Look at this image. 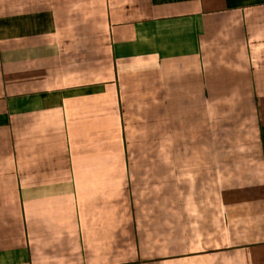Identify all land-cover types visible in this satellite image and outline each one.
Here are the masks:
<instances>
[{
    "label": "crops",
    "instance_id": "0c3cea01",
    "mask_svg": "<svg viewBox=\"0 0 264 264\" xmlns=\"http://www.w3.org/2000/svg\"><path fill=\"white\" fill-rule=\"evenodd\" d=\"M0 264H264V0H0Z\"/></svg>",
    "mask_w": 264,
    "mask_h": 264
}]
</instances>
